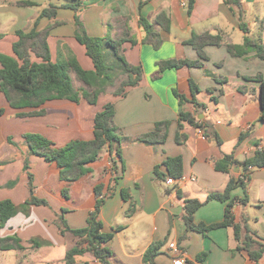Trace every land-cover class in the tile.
<instances>
[{"label":"crops","instance_id":"1","mask_svg":"<svg viewBox=\"0 0 264 264\" xmlns=\"http://www.w3.org/2000/svg\"><path fill=\"white\" fill-rule=\"evenodd\" d=\"M32 5H19L17 0H0V52L13 55L17 30L30 31L55 25L48 38L52 60L66 59L74 54L82 67L93 70L94 63L86 47L75 38L74 8L63 4L82 2L80 16L91 36L119 39L125 28L139 42L124 44V54L132 65L143 67L139 85L128 88L126 95H115L110 87L97 103L86 99L79 102L53 99L35 108H13L0 89V200H10L18 211L5 224L0 222V264H68L67 251L77 244L71 232L62 233L57 220L63 216L72 229L87 225V217L95 208L96 185L106 192L111 183L112 163L109 149L90 164V171L79 179L61 180L57 162L46 161L33 154L24 135L38 133L57 146L74 139L94 138V118L108 103L115 105V124L126 138L122 145L125 170L118 180L116 191L106 199L100 219L103 230L113 233L108 244L113 252V264H151L144 254L158 244L156 264H173L176 258L169 244L175 242L186 254L185 264H264L245 249H237L233 227H218L204 233L189 229L184 219L185 201L197 199L202 205L194 213V223L213 224L225 217L227 202L208 200L209 194L223 192L231 180L243 176V163L257 149H264V120L260 82L250 79L261 73L264 77V58L257 51L236 56L228 44L242 45L246 36L264 45V0H241L248 32L242 28L239 15L225 0H30ZM57 5V15L51 21L40 17L44 8ZM166 12L170 30L157 24L156 18ZM146 17L161 33L163 43L156 49L142 40L146 36L140 16ZM220 34L221 45H206V58L186 43L194 33ZM37 60L36 57L33 58ZM201 60V65H183L159 72L158 62L164 60ZM76 88L82 87L76 74L71 73ZM190 80L198 90L196 107L181 103L174 89L191 99ZM42 111L38 115L21 113ZM181 112H191L199 124L182 121ZM168 121L167 137L163 144L153 145L133 141V138L155 130L157 122ZM216 133L220 141L211 136ZM247 133L242 141L240 137ZM177 136L180 141H177ZM204 136V137H203ZM234 154L237 163L228 171L215 164L225 155ZM117 160L119 156L112 155ZM182 156L183 175L175 183H167L169 157ZM121 162V161H120ZM28 163V166H26ZM160 173L156 174V167ZM175 178V177H174ZM68 190V197L63 194ZM123 191L129 198H124ZM243 205L236 201L235 221L248 217V225L257 240L264 238V167L254 169L246 189L237 186L231 198H245ZM35 197L47 203H28ZM18 243L17 247L2 249L1 241ZM70 264H102L85 251Z\"/></svg>","mask_w":264,"mask_h":264},{"label":"trees","instance_id":"2","mask_svg":"<svg viewBox=\"0 0 264 264\" xmlns=\"http://www.w3.org/2000/svg\"><path fill=\"white\" fill-rule=\"evenodd\" d=\"M225 2L239 15L241 28L247 33V24L243 22V9L241 0H225ZM19 5H32L35 2L30 0H17ZM65 7L74 8L75 15V38L86 47L87 54L94 63L93 70H86L79 63L77 57L72 53L66 59L59 58L52 60L51 49L48 42L51 29L61 22H51L43 29H37L38 20L35 27L30 31L23 29L17 30L18 40L13 44V55L0 52V89L13 108H35L43 103L53 99H69L79 102L82 98L89 103L95 104L102 93H105L110 87H115L117 80L122 75L127 76L116 87L115 95H126L128 88L139 85L143 77V67L141 65H132L128 62L124 54V44L130 42L136 44L139 41L131 36L130 29L124 30L123 36L119 39L109 37L91 36L80 16V6L82 2L63 4ZM194 6V0H190L188 12L191 13ZM58 6L51 4L44 8L40 17H48L51 21L57 15ZM166 31L170 30L171 21L166 12H161L155 21ZM140 24L146 31V36L142 40L144 43L152 44L156 49L163 43L161 33L156 30L155 25L144 16H140ZM3 34H0V38ZM193 45L201 59L207 57L204 47L206 45H221L222 36L204 32L194 33L186 41ZM257 51V55L264 58V45L255 43L249 36H246L242 45L228 44L230 53L236 56H242L252 50ZM36 57L37 60L33 58ZM201 60H164L158 62L159 72L173 67L183 65H201ZM82 83V87L76 88L71 73ZM250 79H256L260 82L262 114L264 120V77L261 73L251 76ZM193 97L187 98L184 94L174 89L175 95L181 103L191 102L196 107L204 104L196 98V91L199 89L195 83L190 80ZM0 108V115L3 113ZM42 111H32L21 113V115H38ZM115 105L108 103L102 110L96 113L94 118V138L90 140L74 139L64 146H57L51 139L38 134L26 133L24 135L27 145L33 154L43 157L46 161L57 162L61 168L60 179L68 182L75 181L88 173L91 169L88 164L97 161L104 149L108 148L111 154L112 177L111 183L105 192L103 185H96L95 191L97 201L95 208L87 217V225L83 228L72 229L68 226L63 216L57 220L62 233H73L78 241L71 247L66 254L65 261L73 263L79 254L85 251L91 252L94 257L102 264H113L111 256L112 250L109 247L113 239V233H107L103 230V222L100 219L101 209L111 195L116 191L118 180L125 170V162L122 159V145L126 139L121 133L119 127L115 124ZM180 127L182 121H187L198 126L195 117L191 112H181ZM168 121L157 122L155 130L141 134L133 141L144 142L153 145L163 144L167 137ZM247 133H243L240 141L244 139ZM213 139L220 141L219 136L213 133ZM177 141H180L177 136ZM119 156L117 160L114 156ZM121 161V162H120ZM237 163L234 154L225 155L216 161V168L220 171H228L229 168ZM164 165L168 169L167 176L180 178L183 175L182 156L169 157ZM28 166V163H26ZM264 167V149H257L255 154L245 160L243 163V176L238 180H231L223 192H213L209 194L208 200L217 199L227 202L225 217L221 222L205 225L194 223V213L202 205L197 199H188L185 201L184 219L189 229H197L207 233L210 229L218 227H233L235 237L238 242L237 249H245L249 252L251 258L259 262L264 254V238L257 240L253 237V230L248 225V217L243 216L240 222L235 221L233 207L236 201L243 205L248 203L245 198H231V191L242 186L246 189L251 173L254 169ZM160 168L156 167V174L161 176ZM163 176V175H162ZM63 194L68 197V190L65 188ZM124 198H129L126 191H123ZM28 203H47L35 197ZM18 207L10 200H0V222L5 224L7 220L17 213ZM18 243H9L6 240L1 241L2 249L17 247ZM158 244H153L144 254V261L156 264L154 259L158 253ZM19 247V246H18Z\"/></svg>","mask_w":264,"mask_h":264},{"label":"built area","instance_id":"3","mask_svg":"<svg viewBox=\"0 0 264 264\" xmlns=\"http://www.w3.org/2000/svg\"><path fill=\"white\" fill-rule=\"evenodd\" d=\"M175 181H176V178H174V177H169L167 179V183H169V184H173V183H175ZM169 246L176 256V258H174L173 264H185L187 261L186 260V254L183 251H181V249L177 246V244L175 242H171L169 244Z\"/></svg>","mask_w":264,"mask_h":264},{"label":"rangeland","instance_id":"4","mask_svg":"<svg viewBox=\"0 0 264 264\" xmlns=\"http://www.w3.org/2000/svg\"><path fill=\"white\" fill-rule=\"evenodd\" d=\"M53 2H54V3H58V2H59V0H53ZM122 77H123V76H122ZM122 77H120V78L118 79V82H120V81H121L120 79H121Z\"/></svg>","mask_w":264,"mask_h":264}]
</instances>
